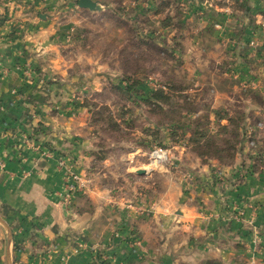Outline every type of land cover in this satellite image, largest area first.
Returning <instances> with one entry per match:
<instances>
[{
  "label": "rangeland",
  "instance_id": "374dc122",
  "mask_svg": "<svg viewBox=\"0 0 264 264\" xmlns=\"http://www.w3.org/2000/svg\"><path fill=\"white\" fill-rule=\"evenodd\" d=\"M31 1L27 11L39 21L47 51L25 75L52 90L44 94L46 108L60 131L71 132L62 155L48 153L84 172L88 188L77 192L105 193L143 253L223 264L215 258L228 252L230 264H264L257 225L264 200L252 190L251 199L241 195L219 214L209 212L205 199L220 194L218 186L231 184L240 193L249 177L264 178L258 33L239 37L245 23L226 24L207 8L213 0H93L97 11L80 8L78 0ZM236 2L230 0L231 9ZM43 126L29 137L39 139ZM158 150L165 161L152 166ZM187 203L197 214L184 222ZM212 221L225 232L199 228ZM141 256L135 264L146 262Z\"/></svg>",
  "mask_w": 264,
  "mask_h": 264
},
{
  "label": "crops",
  "instance_id": "0c3cea01",
  "mask_svg": "<svg viewBox=\"0 0 264 264\" xmlns=\"http://www.w3.org/2000/svg\"><path fill=\"white\" fill-rule=\"evenodd\" d=\"M42 1L35 4L38 9L44 7ZM217 1H209L207 8L224 16L226 24L230 20L245 23L239 37L248 39L258 33L262 47L257 52L264 54V0H233L238 1L234 9L230 0ZM27 2L34 5L31 0H0V264H135L142 254L146 258L142 264H184L173 254L162 253L157 258L149 248L147 253L135 248L124 214L113 209L100 190L76 191L68 201L63 198L65 173L48 152L54 149L62 155L60 149L68 143L64 137L71 132L60 131L58 121L46 108L44 94L52 90L44 91L36 75H25L27 68L34 71L36 57H44L47 51H42L46 38L38 30L39 21L27 11ZM240 5L245 6V12ZM243 12L245 17L239 18ZM43 122L45 134L30 138L40 133V127L35 126ZM80 176H84L83 171ZM229 186H218L220 194L215 191L205 196L211 199L209 212L225 214L227 202L239 200L241 195L251 199L252 190L264 200L262 176L246 179L240 193ZM186 207L180 217L184 222L197 214L190 204ZM260 211L257 225L264 235V208ZM201 225L205 234L225 232L217 221ZM242 236L244 240L247 237L246 233ZM226 255L228 252L220 256L223 259H215L230 264L231 257Z\"/></svg>",
  "mask_w": 264,
  "mask_h": 264
},
{
  "label": "built area",
  "instance_id": "2783aa9c",
  "mask_svg": "<svg viewBox=\"0 0 264 264\" xmlns=\"http://www.w3.org/2000/svg\"><path fill=\"white\" fill-rule=\"evenodd\" d=\"M48 155H50L48 153ZM51 156V155H50ZM152 166L162 164L165 161V153L161 150L154 151L152 153ZM58 168L65 173V193L63 198L69 200L72 197V193L79 190L80 192L86 191L88 188V181L83 179L79 174L74 173L72 169V162L61 158L57 160ZM96 264V263H95Z\"/></svg>",
  "mask_w": 264,
  "mask_h": 264
},
{
  "label": "water",
  "instance_id": "95a60500",
  "mask_svg": "<svg viewBox=\"0 0 264 264\" xmlns=\"http://www.w3.org/2000/svg\"><path fill=\"white\" fill-rule=\"evenodd\" d=\"M79 7L82 9L90 10V11H97L100 10L101 7L93 0H79ZM139 174H145V171H139Z\"/></svg>",
  "mask_w": 264,
  "mask_h": 264
},
{
  "label": "trees",
  "instance_id": "16d2710c",
  "mask_svg": "<svg viewBox=\"0 0 264 264\" xmlns=\"http://www.w3.org/2000/svg\"><path fill=\"white\" fill-rule=\"evenodd\" d=\"M154 98L155 99H162V95L155 93ZM99 264H102V263L100 262ZM103 264H104V262H103Z\"/></svg>",
  "mask_w": 264,
  "mask_h": 264
}]
</instances>
